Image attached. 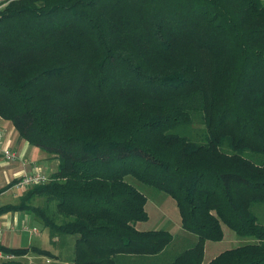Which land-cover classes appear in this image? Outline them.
Instances as JSON below:
<instances>
[{"label":"trees","instance_id":"1","mask_svg":"<svg viewBox=\"0 0 264 264\" xmlns=\"http://www.w3.org/2000/svg\"><path fill=\"white\" fill-rule=\"evenodd\" d=\"M195 115L197 141L184 132ZM0 117L59 161L0 215L32 213L73 256L0 250L50 264H157L149 257L173 236L135 228L148 217L133 178L171 197L180 229L195 236L159 264H264V225L251 211L264 205V0L8 1ZM221 226L248 241L204 263Z\"/></svg>","mask_w":264,"mask_h":264},{"label":"rangeland","instance_id":"2","mask_svg":"<svg viewBox=\"0 0 264 264\" xmlns=\"http://www.w3.org/2000/svg\"><path fill=\"white\" fill-rule=\"evenodd\" d=\"M192 121L193 122L189 128L186 129L184 128L185 126H180V128L175 129V132H177V134H180V132L183 133L184 129H186L184 132L189 135L193 141H197L201 139L203 135V122L200 120L198 115L193 116ZM128 179H131L134 182L138 191L144 193L147 198L144 204L148 219L143 223H135V228L140 231L148 229H164L168 230V232L173 236L170 242L171 244L167 246L163 250V252L158 253V255H152L151 257H149V261L155 262L157 264L166 263L168 261L170 262L175 254L179 253L180 251H183L185 248L193 244L192 242L195 239V236L192 233L180 229L181 225L180 217L178 216V209L171 197H168L163 192L157 190L155 191L151 187H148L144 184L141 185L133 178ZM25 190L27 189L21 190L19 195L17 193H13L11 196H7L5 200L0 199V204H7L8 202L12 201L17 202ZM33 204L34 206L37 205L39 207H43L47 204V208L53 209L52 204L50 202L47 203L45 197H35V202ZM251 211L257 215L258 221L261 223V225H264V205L255 204L252 207ZM22 221L23 218L18 221L19 227H22V225L24 224V222ZM28 224L29 228L37 227L39 229L36 235L28 234L26 231H23L22 233H19V231H17L9 234L1 232L0 236L4 237L8 244H18L19 247H23V245L25 244L32 243L33 247L39 246L41 249H46L48 251V249H50V240L49 235H47L46 228H44L40 225V223L37 222H35L34 224L30 221ZM14 226L17 225L14 224ZM222 228L224 229V231L223 238L220 240V242L207 241V243L205 244L203 252L205 260L207 258H210V255L212 254V252H214V247L222 248L221 246H226L222 248L223 250L221 249L222 251H224L226 248L229 249L235 246L238 247L239 245L248 241L247 238H238L235 233L226 226H223ZM16 230V228L12 229V231ZM68 246L70 247L68 242L64 243L63 250L60 246H58L56 253L59 256V261H64L66 258H70L71 256H73L72 247H70L71 249H69L67 248Z\"/></svg>","mask_w":264,"mask_h":264},{"label":"crops","instance_id":"3","mask_svg":"<svg viewBox=\"0 0 264 264\" xmlns=\"http://www.w3.org/2000/svg\"><path fill=\"white\" fill-rule=\"evenodd\" d=\"M6 2L7 0H0V7H2ZM11 123H12L11 121L6 119L3 120L0 117V129H2L3 131V137L1 141L2 146L3 148L10 147L13 153L16 155V157L12 160H5L2 156H0V189L3 187L5 188L11 182L14 183V181L20 178V176L23 175L24 173H33V171H42L44 172V174L48 175L49 177L56 171L57 164L59 163L55 155L49 154L47 152L45 153L40 148L34 145H30L28 141L21 138L19 133L15 130V128ZM21 190H18L14 186H11L6 191L0 192V196H2L0 197V199L5 200L7 196L9 195L11 196L13 193H17L19 195ZM8 203H15V202L12 201ZM21 218H23L22 222H24V224L26 225H29L28 223L30 221L33 222L34 224L35 222H37L34 220V216L32 215V213H28L25 211H21V212L9 211L6 214L3 213L2 215H0V225L2 227V232L9 234L19 231V233H22L23 231L22 232L20 231L22 227L18 226L19 225L18 221ZM14 224H16L17 226H14ZM12 227H15L17 230L12 231L13 229ZM222 227L223 226H221V228ZM222 230L224 231L223 228ZM216 242H220V240ZM49 243L51 242L49 241ZM206 243L207 241H205V244ZM0 245L5 246V248L19 247L18 244H10V243L8 244L7 241L4 239V237L2 236H0ZM27 246L33 247L32 243L23 245V247H27ZM49 246L50 249H48V251L49 252L51 251L52 253H56L57 248H55L51 244H49ZM23 247H19V248H23ZM221 247L223 248L226 246H221ZM222 248L214 247V252H212L210 258H207L206 260L204 259L203 262L207 263L208 261H211L213 257L216 256V254H218L223 250Z\"/></svg>","mask_w":264,"mask_h":264},{"label":"built area","instance_id":"4","mask_svg":"<svg viewBox=\"0 0 264 264\" xmlns=\"http://www.w3.org/2000/svg\"><path fill=\"white\" fill-rule=\"evenodd\" d=\"M13 1V0H7ZM1 8V7H0ZM2 137H3V131L0 129V156H2L5 160H12L16 157V155L13 153L12 149L10 147L3 148L2 146ZM49 180L48 175H45L42 171H33V173H24L20 176V178L16 179L12 186L17 188L18 190L21 189H27L29 187H34V185L39 184H46ZM15 229V227H12ZM38 228H29L28 225L24 224L22 225V228L20 231H26L28 234L36 235L38 233ZM2 232V227L0 225V233ZM10 260H19V262H27V263H34L37 264V262H45L47 264L51 263V259L47 258L46 256L42 255H34L31 252L23 253V255L14 253V252H6L3 250H0V262L6 261L10 262Z\"/></svg>","mask_w":264,"mask_h":264}]
</instances>
